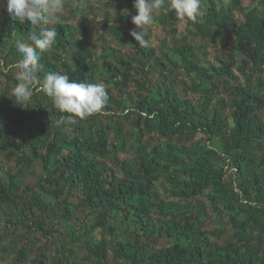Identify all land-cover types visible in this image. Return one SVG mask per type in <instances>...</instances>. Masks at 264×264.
<instances>
[{
    "label": "trees",
    "instance_id": "16d2710c",
    "mask_svg": "<svg viewBox=\"0 0 264 264\" xmlns=\"http://www.w3.org/2000/svg\"><path fill=\"white\" fill-rule=\"evenodd\" d=\"M249 1L202 0L205 15L187 22L194 42L228 46L223 59L217 55L206 67L186 35L157 50L108 25L113 47L92 29L96 22L84 10L93 7L65 0L73 18L81 14L75 26H51L58 35L41 57L40 75L58 71L103 83L108 93L102 111L67 128L57 125L67 114L43 93L25 103L9 93L20 58L14 42L31 43L28 35L37 29L0 13V60L12 61L0 66V156L15 164L0 175V264L6 258L8 264H264V0ZM128 2L132 9L116 20L130 32L129 13L136 11ZM160 14L155 21L165 30L166 6ZM126 47L131 56L120 54ZM128 123L133 132L124 128ZM152 135L156 141L145 139ZM103 159H112L122 179ZM36 163L37 192L23 187L20 176ZM47 198L62 207L61 222L73 230L60 245ZM203 207L221 227L205 228ZM19 226L29 235L40 232L52 256L34 252V242L20 247ZM9 232L15 236L5 247Z\"/></svg>",
    "mask_w": 264,
    "mask_h": 264
},
{
    "label": "clouds",
    "instance_id": "9594fccd",
    "mask_svg": "<svg viewBox=\"0 0 264 264\" xmlns=\"http://www.w3.org/2000/svg\"><path fill=\"white\" fill-rule=\"evenodd\" d=\"M9 16L21 23L29 22L37 31L30 32L31 43L16 40L14 47L19 59L12 66L16 69V86L12 96L18 103L29 101L34 93H43L51 99L62 115L58 126L76 125L80 120L102 111L108 102V93L103 83L77 82L58 71H43L42 55L50 50L58 35L55 27L65 11L64 0H5ZM167 7L174 11L178 22L196 23L205 15L202 0H134L136 14L131 22L135 29L129 35L139 47H147L152 40L150 28L159 11ZM127 14V13H126ZM136 29H139L137 31Z\"/></svg>",
    "mask_w": 264,
    "mask_h": 264
},
{
    "label": "rangeland",
    "instance_id": "374dc122",
    "mask_svg": "<svg viewBox=\"0 0 264 264\" xmlns=\"http://www.w3.org/2000/svg\"><path fill=\"white\" fill-rule=\"evenodd\" d=\"M65 1V0H64ZM83 2V6L84 8H88V7H93L92 10L90 9H86L84 10L86 12V16L87 19L89 21H95L96 25L93 24L92 29L94 31H96V35L98 36H102L106 39V41L112 45L113 47H116V44L113 43L112 41V36H110L109 34H107L105 32V28L106 26H112V25H117L119 28H121L123 33H129V31L127 30V26L126 24L122 23V21H117L116 20V16L118 13H122V12H126V11H130V6L131 3L128 2V0H110L111 5H109V1L108 0H82ZM128 2V3H127ZM249 0H245L244 2V6H248L249 4ZM254 3V2H253ZM113 5V6H112ZM116 6V7H115ZM126 10V11H125ZM162 10V9H161ZM160 10V11H161ZM159 11V14L157 16H161ZM163 11H165V9H163ZM2 12H7L6 11V3L5 0H0V13ZM170 16H171V21L169 22V26L163 30L155 21L154 25L150 28V34L152 36V40L151 43L148 46H151L157 50L160 49L161 43H163V41H166V45L168 48H173L175 45L177 44H181L183 42V36L186 35L187 38H185L188 42L193 41V33H195V29L191 28L190 29V34L186 33L185 30L188 29L187 28V22H178L177 18H176V14L174 11H169ZM109 14V18L104 17L105 14ZM80 12H76L75 13V18H73V15L70 13V9L67 7L65 8L64 13L62 14L61 20L60 21H65L70 23L71 25L75 26L76 25V21L78 19V17L80 16ZM126 14V13H125ZM130 15V19H132V16L134 15L133 13H129ZM236 18L240 21L241 15L237 14ZM131 26L135 29V25L132 24L131 22ZM51 27V26H50ZM137 31H139V29H136ZM182 33V35L180 34ZM194 42V41H193ZM194 44L196 45V54L197 57L199 59V62L201 65H204L207 67V64H211V63H215V57L218 55L219 58L223 59V55L228 51V46H226L224 43H220L217 42L216 44H211V43H206L203 42V40H201L200 38H197L194 42ZM96 45H97V40L95 37H93V39L91 40V46L90 48L92 49V52L94 53V50L96 49ZM164 45V44H163ZM117 50H119V48L117 47ZM134 53V51L132 49H129L128 47L124 48L121 50L120 54L122 56H131ZM0 59H2V55H1V51H0ZM12 61L10 62V59H5L4 61L0 60V66L1 68L3 66H6L7 64H11ZM1 70V69H0ZM11 74L13 75V78L15 79V72L16 69H11ZM4 76L0 75V83L2 84L4 82ZM14 88V86L12 87V89ZM12 89L9 93L12 92ZM114 93V92H113ZM264 117V115H262ZM106 116L104 114L100 115V119L101 121L105 122L107 119L105 118ZM129 124V123H128ZM125 124L124 128L129 132H133V128L131 127V125L129 124ZM156 136L152 135V136H147L145 139H153L154 141H156ZM118 155V153H116ZM120 159H123V156L120 157ZM7 161H5L4 156H0V164L2 163H6ZM102 163L107 167L110 168L112 170V172L114 173V175L117 178L122 179V174H121V170L120 168L112 161V159H103ZM14 169L15 171V164L13 161H9L7 162L6 167H3V171L0 173L1 176H4L5 172ZM40 164L36 163L35 167L29 171V172H25L24 174L20 175L21 176V180H22V184L23 187H28L31 188L33 191L37 192V186L36 183L40 177ZM45 195H42V198H44ZM75 197V195H74ZM73 196L71 197V200H73ZM46 204H48L51 207V212H53V218H54V224L55 226L53 227L54 231L58 230L59 233H54L53 237L55 240L56 245H60V239H64V237H67V232L73 231L72 229H69L67 231V229L70 227V223H64L61 222L62 216H63V209L61 206H59L57 204L56 201L51 200L50 198L44 199ZM204 211H205V215H206V221L204 223L205 228L207 229H213V227H221L220 224L218 223H213L212 220V216L210 213H207L206 209L203 207ZM221 221H223L224 219H220ZM2 221V227L5 226L8 228V226L5 224V222L3 220ZM18 236H22L21 238V245L20 247H24L29 243L34 242V252H36V250H44L46 251V255L47 257H51L53 254V251H51L52 248V244H50L42 235L41 233H33L32 235H29L25 229H23L21 226H19L18 229ZM224 233V237H223V241L228 240V237H225ZM3 233V232H2ZM15 233L14 232H9L7 234V237L4 239V236L2 237L3 240V244L5 247H9L10 243L13 242ZM13 257V255H11ZM5 258V257H3ZM35 258V256H34ZM10 261V258H6L4 260H2V264H8V262Z\"/></svg>",
    "mask_w": 264,
    "mask_h": 264
}]
</instances>
